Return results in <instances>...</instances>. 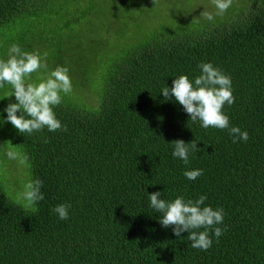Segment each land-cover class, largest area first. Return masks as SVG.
I'll list each match as a JSON object with an SVG mask.
<instances>
[{"label": "trees", "instance_id": "trees-1", "mask_svg": "<svg viewBox=\"0 0 264 264\" xmlns=\"http://www.w3.org/2000/svg\"><path fill=\"white\" fill-rule=\"evenodd\" d=\"M215 13L210 0H0V59L16 44L48 72L67 67L72 83L53 109L67 131L0 123V264H264V0ZM200 63L231 78L223 112L247 142L205 130L161 94L181 75L194 83ZM10 92L0 88V121ZM176 140L197 142L188 164L173 157ZM35 180L44 199L29 208L21 193ZM156 192L206 196L201 207L224 210L223 234L209 229L211 248L193 249L189 233L159 223Z\"/></svg>", "mask_w": 264, "mask_h": 264}, {"label": "clouds", "instance_id": "clouds-1", "mask_svg": "<svg viewBox=\"0 0 264 264\" xmlns=\"http://www.w3.org/2000/svg\"><path fill=\"white\" fill-rule=\"evenodd\" d=\"M216 9V15H223L232 4V0H210ZM203 16L208 21L213 20L212 13L204 11ZM46 57V53L44 54ZM201 74L197 76L194 83L186 75H181L173 80L171 88L164 87L162 95L165 100L175 98L188 114L189 120L193 123L199 122L205 130L215 128L228 130L233 137V143L240 140L247 142L249 134L241 131L239 127L230 126L229 117L224 114L223 108L227 104L229 107L235 102L232 93L231 78L215 68L211 63H200L197 65ZM44 69L46 77H42L38 83H27L31 80L32 74ZM45 59L38 53L24 52L21 48L13 44L8 49V59H0V88L5 85L11 86V92L7 98L15 97V103H9L3 109L7 113L6 120L0 123H11L19 133L32 134L47 128L49 132L59 130L67 131L66 126L62 127L61 122L56 118L54 107L62 102L61 93L70 94L72 83L68 75L69 69L57 66L50 72ZM19 113V115H17ZM172 155L188 164L189 145L192 151H199L197 142L193 140L185 143L183 140H176ZM10 159L15 158L13 152H7ZM203 174V170L185 171L183 175L189 180H196ZM42 181L35 180L25 185V190L21 193V198L25 206L32 208L39 201L44 199L41 193ZM161 192L149 195L150 207L157 213H161L159 223L164 228L172 227L173 234L180 237L187 232V239L191 241L193 249L207 251L212 246V239L209 237V229H213L215 237L218 239L223 231L215 225L224 221V210H213L211 207H201L206 196L199 199L185 201L184 197H177L172 202L160 199ZM70 205L60 204L53 209L60 220H67ZM205 231H196L198 229Z\"/></svg>", "mask_w": 264, "mask_h": 264}, {"label": "rangeland", "instance_id": "rangeland-1", "mask_svg": "<svg viewBox=\"0 0 264 264\" xmlns=\"http://www.w3.org/2000/svg\"><path fill=\"white\" fill-rule=\"evenodd\" d=\"M21 183V182H20ZM20 183H18V184H20Z\"/></svg>", "mask_w": 264, "mask_h": 264}]
</instances>
